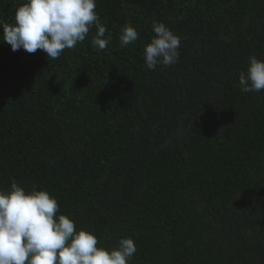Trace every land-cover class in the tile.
<instances>
[{
	"label": "trees",
	"instance_id": "16d2710c",
	"mask_svg": "<svg viewBox=\"0 0 264 264\" xmlns=\"http://www.w3.org/2000/svg\"><path fill=\"white\" fill-rule=\"evenodd\" d=\"M26 0H0L15 22ZM111 42L49 59L12 51L0 25V189L55 197L60 214L128 264H264V0H96ZM163 22L181 38L171 66L146 67ZM139 38L121 47L125 24Z\"/></svg>",
	"mask_w": 264,
	"mask_h": 264
},
{
	"label": "clouds",
	"instance_id": "9594fccd",
	"mask_svg": "<svg viewBox=\"0 0 264 264\" xmlns=\"http://www.w3.org/2000/svg\"><path fill=\"white\" fill-rule=\"evenodd\" d=\"M96 0H26L15 12V22L5 23L3 41L12 51L23 48L28 53L38 49L49 59H57L65 49H74L91 39L94 49L105 50L111 42L101 23ZM154 36L144 48L146 67L171 66L178 62L181 38L163 22H153ZM139 38L130 23L119 35L126 47ZM242 92L264 90V60L250 56L248 67L239 73ZM59 205L45 190H26L13 182L10 189H0V264H128L137 252L131 237L121 238L108 249L98 247V237L86 229H76L66 215H56Z\"/></svg>",
	"mask_w": 264,
	"mask_h": 264
}]
</instances>
